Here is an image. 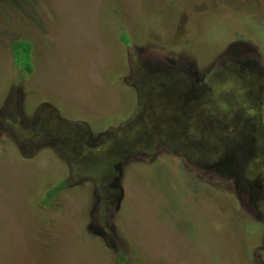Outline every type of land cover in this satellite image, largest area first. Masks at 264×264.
Listing matches in <instances>:
<instances>
[{
	"label": "rangeland",
	"instance_id": "rangeland-1",
	"mask_svg": "<svg viewBox=\"0 0 264 264\" xmlns=\"http://www.w3.org/2000/svg\"><path fill=\"white\" fill-rule=\"evenodd\" d=\"M0 264H264V0H0Z\"/></svg>",
	"mask_w": 264,
	"mask_h": 264
},
{
	"label": "trees",
	"instance_id": "trees-1",
	"mask_svg": "<svg viewBox=\"0 0 264 264\" xmlns=\"http://www.w3.org/2000/svg\"><path fill=\"white\" fill-rule=\"evenodd\" d=\"M125 38L126 37L121 36V40L125 41ZM127 41L129 42V40ZM12 54L14 57V65L18 66L21 72L25 74H31L33 72L32 45L30 41L16 40L12 44ZM64 186L65 184L62 183L51 190L49 195H47V197L42 201V204H49V201L54 199V194L60 191V189Z\"/></svg>",
	"mask_w": 264,
	"mask_h": 264
}]
</instances>
